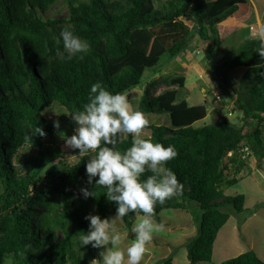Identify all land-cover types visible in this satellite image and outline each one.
<instances>
[{"label": "trees", "instance_id": "obj_1", "mask_svg": "<svg viewBox=\"0 0 264 264\" xmlns=\"http://www.w3.org/2000/svg\"><path fill=\"white\" fill-rule=\"evenodd\" d=\"M160 1L163 5L158 9L155 0H0V264L6 259L13 264H92L100 258V249L80 245L79 237L88 230L85 216L105 218L116 212L115 203L104 196L105 189H94L87 182L85 165L90 153L63 171L52 164L61 156L49 152V157L22 162L26 173L20 172L16 164L20 151L31 147L42 153L45 141L55 137L44 111L54 102L70 114L80 110L91 85L98 81L109 91L131 92L164 56L177 58L193 35L211 41L209 49H215L222 43L219 25L251 0ZM57 7L59 16L52 13ZM66 28L90 43L83 59L57 56V49L64 52L62 40H57ZM147 30L160 45L152 56L130 45L136 33ZM257 47L255 38L245 40L217 63L214 72L219 86L244 113L245 126L222 116L215 124L196 127L208 109L189 104L182 94L183 76L164 78L178 88L156 96L153 82L139 103L145 114L170 115V126L149 124L147 138L174 145L178 152L164 168L165 174L171 170L176 175L181 187L173 198L155 206L153 218L161 222L164 210L186 211L193 203L201 211L197 234L186 244L190 264L210 262L221 229L234 213L248 211L244 195L226 196L222 188L240 181L250 158H243L244 147L251 156L264 159V57L255 52ZM240 67L245 73L239 83H227L224 77ZM36 125L46 135L26 139ZM249 125L251 130L246 129ZM130 144L128 137L117 147L123 151ZM232 170L235 174L230 179ZM45 177L50 185L39 190ZM77 187L88 188L95 196H74ZM137 215L143 213L131 212L123 221L131 226ZM172 261L170 256L165 262ZM222 264L264 261L248 251Z\"/></svg>", "mask_w": 264, "mask_h": 264}, {"label": "rangeland", "instance_id": "obj_2", "mask_svg": "<svg viewBox=\"0 0 264 264\" xmlns=\"http://www.w3.org/2000/svg\"><path fill=\"white\" fill-rule=\"evenodd\" d=\"M211 1L214 2L215 0ZM155 2L158 9L162 7L163 3L160 0H155ZM256 8L261 13H264V0H251L246 5H242L236 17L242 18L246 13H256ZM59 10L60 8L57 7L52 13H56L59 16ZM62 12V15L65 14V11ZM262 20L264 26V15ZM226 24L222 22L219 25L222 43L215 49H209V47L213 46L211 41H205L198 35H193L187 48L177 58L169 60L164 56L156 68L147 70L141 84L125 94L132 107L139 110L142 95L153 82H156V85L152 88L156 96L166 90L178 88L167 83L166 80L183 76L186 78V87L182 89V94L189 104H203L208 109L207 117L197 122L195 124L196 127L215 124L222 116L227 117L238 127L245 126L244 113L237 109L235 103L232 105L234 98L230 97L219 86L214 78V72H216V65L221 59L228 56L242 42L250 39L251 29L245 27L244 24L235 25L232 28V30H235L230 32ZM144 33H136L130 45L140 49L144 55L152 56L160 45L157 44L156 38L148 30ZM164 42L169 45V40L165 39ZM244 73L245 68L240 67L227 74L224 79L227 83H231L233 80L237 84ZM164 78L166 79L165 81L163 80ZM230 112L232 114H229ZM44 114L55 129V137L52 140L45 141L42 153H39L37 148L31 147H26L20 151L21 158H16V164L22 173H26L23 168L25 164L22 162L33 158L49 157V152H54L61 156L52 164L63 171L70 169L81 159L77 156L79 150L67 146L62 138L63 134L68 137L72 136L77 126L71 114L57 102L47 108ZM145 115L150 121L149 124L171 125L169 114ZM56 121H59V128L54 126ZM246 129L251 130L252 125L247 126ZM144 135L146 138L150 137L151 131L146 128ZM247 162V167L240 174V181L234 186H225L222 189L226 196L244 195L246 198L245 208L248 211L245 214L234 213L231 216L227 224L219 232L212 260L197 264H222L224 261L248 251H255L264 261V159L260 161L256 157L251 156ZM234 172V170L229 171L228 178H233ZM47 185H50V180L45 177L40 184L39 190L44 191ZM81 193V187L73 189L74 196ZM192 205L186 211L164 210L160 215L161 222L153 218L154 224L158 227L154 230L153 239L147 246V251L141 264H166L165 261L170 256H173L172 264H190L186 244L197 234V224L199 223L197 222V216L201 214L197 205L195 203ZM113 216L110 215L109 217ZM141 216L137 215L133 219L131 226H128L123 219L117 221L118 228L124 237L121 244L122 248H126L134 241L135 234L131 232V228ZM245 217H247L246 220L244 219ZM5 264H13V262L11 259H6Z\"/></svg>", "mask_w": 264, "mask_h": 264}, {"label": "clouds", "instance_id": "obj_3", "mask_svg": "<svg viewBox=\"0 0 264 264\" xmlns=\"http://www.w3.org/2000/svg\"><path fill=\"white\" fill-rule=\"evenodd\" d=\"M253 37L258 42L255 52L264 57V26L250 31V38ZM61 40L64 52L57 49L60 59H83L90 50V43L71 29L59 33L57 43ZM71 117L77 125L74 134L70 137L63 134L62 138L67 146L79 150L80 158L92 153L85 165L87 182L94 184V189L97 186L105 189L106 200L116 205L113 217L85 216L88 230L79 237L80 245L100 249V258L92 264H141L158 227L153 222L155 206L173 198L181 187L176 175L171 170L165 174L164 168L178 152L174 145L164 146L146 138L144 130L150 121L145 113L133 108L124 93L109 91L99 81L91 85L87 102ZM54 126L59 128V121ZM36 134L46 135L36 125L25 138L30 140ZM128 137L131 144L121 151L117 145ZM146 172L151 175L142 178ZM81 192L85 198L95 196L88 188H82ZM136 211L143 215L131 228L135 239L122 248L124 237L117 221Z\"/></svg>", "mask_w": 264, "mask_h": 264}, {"label": "crops", "instance_id": "obj_4", "mask_svg": "<svg viewBox=\"0 0 264 264\" xmlns=\"http://www.w3.org/2000/svg\"><path fill=\"white\" fill-rule=\"evenodd\" d=\"M262 14L264 15V13H261L259 11V9L256 8V13H251V14L246 13L242 18H238V16L236 17V15H235L234 17L230 18L229 20H226V22H225V23H227L226 27L228 26L229 31L232 32L233 30H235V29L232 30L233 26L244 24L245 27H249L252 31L258 27L263 26V20H262L263 15ZM261 15H262V17H261ZM252 27H256V28H252ZM233 104H234V101L232 102V105Z\"/></svg>", "mask_w": 264, "mask_h": 264}, {"label": "built area", "instance_id": "obj_5", "mask_svg": "<svg viewBox=\"0 0 264 264\" xmlns=\"http://www.w3.org/2000/svg\"><path fill=\"white\" fill-rule=\"evenodd\" d=\"M230 114H232V113H230ZM262 137H263V141H264V132H263V136ZM241 152H242V155H243L244 159H247V158L251 157V150L248 147H244L241 150Z\"/></svg>", "mask_w": 264, "mask_h": 264}]
</instances>
